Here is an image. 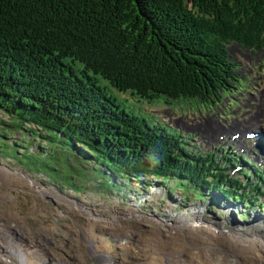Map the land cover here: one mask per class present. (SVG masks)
<instances>
[{
  "label": "trees",
  "instance_id": "obj_1",
  "mask_svg": "<svg viewBox=\"0 0 264 264\" xmlns=\"http://www.w3.org/2000/svg\"><path fill=\"white\" fill-rule=\"evenodd\" d=\"M232 3L239 8H227ZM231 44L264 55V0H0V111L7 117L0 132L31 135L79 166L77 151L104 167L110 182L150 177L250 208L264 200V188L251 170L229 175L234 151L225 160L195 152L181 135L118 108L88 74L141 98L215 104L238 82ZM66 58L80 63V74ZM57 178L68 184L66 172Z\"/></svg>",
  "mask_w": 264,
  "mask_h": 264
},
{
  "label": "rangeland",
  "instance_id": "obj_2",
  "mask_svg": "<svg viewBox=\"0 0 264 264\" xmlns=\"http://www.w3.org/2000/svg\"><path fill=\"white\" fill-rule=\"evenodd\" d=\"M227 8L235 9L239 5L232 3ZM189 12L196 13L194 8H190ZM227 49L230 59L237 66L235 73L239 83H234L231 97L215 105L207 101L193 106L183 99L171 100L163 95L151 99L141 98L129 90H116L98 75L88 74L124 112L144 120L152 127H162L173 135H181L188 141L198 140L202 148H207L219 145L204 137L203 124L207 120H211L210 125L214 128V122L217 123L215 134L223 140L229 135V129L232 133L244 128L264 132L260 115L255 119V125L247 122V125L243 122L236 125L238 120H247L258 112L259 92L264 100L263 52L241 49L232 44L227 45ZM64 62L76 74H80L79 62L68 58ZM257 63L262 65L259 70ZM0 119H7L1 111ZM221 130H225V133L220 134ZM32 139L34 137L27 134L11 133L5 136L0 132V264H53L51 258L44 256L45 252L67 264H95L86 255L85 235L95 241L96 251L110 253L115 258V264H212L213 245L207 246L214 241L209 234L214 229L211 227L237 228L243 234L246 252L253 249L254 255L263 260L264 231L256 230V226L260 222L264 226V200L245 209L238 201H223L216 195L197 198L181 187L149 181L150 177H145L148 183L135 179L110 182L112 179L106 177L109 172L98 164L96 166L91 158H85L76 151L73 156L75 160L80 157L81 164L72 163L70 158L66 163L55 151L42 149V145ZM17 141L18 145L14 147ZM35 154L52 157L61 168L51 170L50 166L36 163H42L46 158H36ZM93 166L96 168L93 169ZM60 171L66 172L67 185L57 178ZM54 174H57L56 178ZM251 177L253 182L260 184L257 177L252 174ZM35 186L43 188L47 194L40 195ZM54 193L59 194V197ZM195 205L204 206V212L199 206V213L198 210L191 213L190 209ZM83 206L92 211H86L88 214H85L81 209ZM128 212L136 215L123 214ZM180 220L184 223L181 227L183 230L176 231V239L166 237L170 233L168 230L161 233L158 224L177 227L173 221ZM2 225L16 227L7 226L5 229ZM9 228L15 229L17 241L8 238L7 233L13 235ZM137 232L141 233V237L136 238ZM228 236L231 235L223 238ZM220 254L219 264H226L230 259L238 264L244 262L246 256L233 251ZM3 256H12V261L8 258L1 260ZM249 262L259 264V261ZM98 264L110 262L102 259Z\"/></svg>",
  "mask_w": 264,
  "mask_h": 264
},
{
  "label": "bare ground",
  "instance_id": "obj_3",
  "mask_svg": "<svg viewBox=\"0 0 264 264\" xmlns=\"http://www.w3.org/2000/svg\"><path fill=\"white\" fill-rule=\"evenodd\" d=\"M258 97H259V107L261 109L256 106V108H258V112L256 114L250 115L247 120H244V119L243 120H238L236 122V125H238V124H240L242 122L244 124H246V122H247V123H249L251 125H253V124L255 125V123H256L255 119L257 118L258 115L261 116V122L264 124V101L262 100V94L260 92H259ZM210 122H211V120H207L203 124V129H204L203 132L206 135H208V139L207 140L214 141L215 143H218L219 145H217V146H211V147H207V148H202V146L198 142V140H196V142H194V141H188V140H186V139L183 138L186 141L185 146L190 147L195 152H198V151H206L209 154H211L212 157L214 156V157H217V159L222 158L224 160L226 159L225 157L228 156V153L229 152L234 151L238 155V158L235 161L232 162V165H230L229 163L226 162L225 163L226 166L237 168L239 166V159H242L246 166H252L254 172L258 171L260 173H263V167H264V133L257 132V130L256 131L255 130L254 131H251V130H248V129H245V128L244 129H237L233 133L230 131L229 132V135L230 136L227 135L226 138L223 140V139L217 138V136L215 134V130H218L217 123L214 122L216 124L215 125V128H214V127H212L210 125ZM206 123L208 124V126H205ZM222 133H225V130H221L220 134H222ZM190 142H194V144H191ZM35 188L37 189L36 191L38 193H40V195L41 194H47L46 192H44V189L43 188H40L38 186H35ZM54 194L56 195V197H59L58 196L59 194H56V193H54ZM51 195H53V194H51ZM208 198H210V197H208ZM218 198L221 199V200H223V201H228V200L222 199L220 197H218ZM229 201H232V200H229ZM199 206L202 207V211L201 212H204V210H205V209H203L204 206H202V205H199ZM199 206H196V205L193 206L190 209V212L193 213L192 211L198 210V207ZM242 207L245 208V209H249V208H246L244 206H242ZM81 209H82V211L85 214H88L87 212H91L92 211L90 208H87V207H84V206ZM84 209H86V210H84ZM198 213H199V210H198ZM123 214H125V215L128 214L127 216L136 215V213H134V212L133 213H129L128 212V213H123ZM98 216H106V215H100V214H98ZM115 216H118V215L116 214ZM106 217H108V216H106ZM108 220H110V219H108ZM113 221H115V219H113ZM173 224H175L177 227H175V226H173V227L165 226L163 224H158V226H160L161 229H162L161 233L166 232V230L170 231V233H168L166 235L167 238L176 239L177 238L176 237V234H177L176 231L179 230V229H182L183 230V228H181V227L184 225V223L180 220V221H173ZM7 226H9V225H2L1 227L6 229V228H8ZM9 227H16V226L11 225ZM155 227L158 228L156 225H155ZM256 227L258 228L256 230L264 231L263 230L264 229V226L262 225L261 222ZM211 228H214V229L211 230L209 232V234L211 235L212 240H214V241L211 244H207V246L213 245L212 250H214V251L211 253L212 256H213L212 264H219V258L220 257L218 255H219V253L225 255L224 254L225 251H233V252H236L237 254H240V255H245L246 254V256L244 257V262H238V264H246L250 260L251 261H256V262L259 261V264H264V257H263V260L261 261L258 257H256L254 255L253 249H251L250 252H246V248L247 247L245 248V246H244V244L242 242V241H245L242 238L243 237V234L240 233V231L237 228H232V227H229V228L228 227H224L223 229H220L218 227H211ZM9 229H14V228H9ZM16 229L18 230V228H16ZM12 233H13V235L11 233H9V234L7 233L8 238L10 240H12V241H17V239H15V238L18 237V234H16L15 232H12ZM225 235H231V236H228L227 238H223ZM5 237H6V233H5ZM139 237H141V233L137 232L136 238H139ZM133 238H135L134 235H133ZM167 238H166V240H168ZM86 239L92 240L91 238H89V237H87L85 235L84 236V240H86ZM163 240H164V238H163ZM197 240L199 241V239H197ZM28 241L30 243L34 244V242L32 240H29L28 239ZM92 241L95 244V241L94 240H92ZM155 242H157V240ZM148 245H149V243H148ZM45 253H43L44 256L46 258L47 257L51 258L52 261H54L53 264H67V262L62 261L60 259H56V258H54L52 256L50 257V256H48L49 255L48 253L47 254H45ZM221 254H220V256H221ZM247 254H250L251 256L250 255H247ZM177 255H179V254H177ZM11 257L12 256H3L1 260H4V258H8L9 261H12V258ZM214 257H218V258L216 259ZM41 259L44 260L43 258H41ZM114 259L115 258L112 257L110 261L109 260H107V261L110 262V264H115V260ZM19 262L21 263V259H19ZM44 264H46V263L44 262ZM180 264H183V263H180ZM226 264H235V261L233 262V260L230 259V260H227L226 261ZM248 264H250V262Z\"/></svg>",
  "mask_w": 264,
  "mask_h": 264
},
{
  "label": "water",
  "instance_id": "obj_4",
  "mask_svg": "<svg viewBox=\"0 0 264 264\" xmlns=\"http://www.w3.org/2000/svg\"><path fill=\"white\" fill-rule=\"evenodd\" d=\"M13 232L14 229H11ZM16 233V231H15ZM17 234V233H16ZM87 247L85 248L86 255L90 258L91 262L98 264L102 259L111 260V254L110 253H104L102 251H96L95 250V244L92 240L87 239L86 240ZM23 264V263H21Z\"/></svg>",
  "mask_w": 264,
  "mask_h": 264
}]
</instances>
